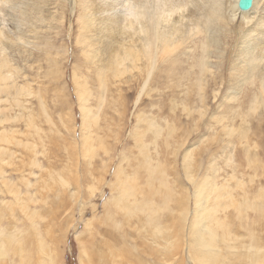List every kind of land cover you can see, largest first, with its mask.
Masks as SVG:
<instances>
[{"label": "bare ground", "instance_id": "1", "mask_svg": "<svg viewBox=\"0 0 264 264\" xmlns=\"http://www.w3.org/2000/svg\"><path fill=\"white\" fill-rule=\"evenodd\" d=\"M224 1L78 0L80 15L77 20L84 31L78 40L84 44V48H89L90 51L86 53L92 52V58L96 57L102 62L101 68L98 69L97 81H95L100 93L106 89L104 75L109 73L112 79H119L134 70L144 72L141 92L143 90L150 92L148 82L149 76H151L149 84L152 83L153 71L159 70L161 65L162 68L166 67L167 70H161L162 74L166 78L170 77L169 80L172 81V77L177 75L179 56L187 55L192 58L190 68L196 72H186L185 76L182 75L183 77L177 79V82L168 86V88H178L181 86L180 80L182 79L188 82L185 93L181 97L183 99L179 100L180 102L172 99L170 110H174L180 105L182 111L188 115L196 112L198 118H202L206 111L207 87L210 81L215 85L217 82L215 73L211 71L212 64L208 61L214 56L219 60L217 64H214L215 67H221L223 59L224 65L227 64L226 69L237 73L238 90H241L242 85L258 88V91L253 92L251 97L247 95L249 98L246 97L245 102L250 99L249 111L254 113L259 109V116H262V120H264V12L258 9L260 3L264 5V0H252L251 7L247 11L238 10V0H232L228 5V11H226ZM50 5L51 0H0V11H3L7 6L15 14L12 16V20L18 21L20 18L23 22H27L32 28L31 32L36 28L37 22L44 21L41 7ZM91 5L95 6V14L101 16L98 23L101 28L98 34H106L103 36L105 40L102 42L100 40L97 49L86 42L87 36H85L91 31V19L86 13ZM115 8H119V10L115 11ZM229 12L238 13L239 24L233 26L229 22ZM251 15H257L255 21H247L250 25L244 27V20ZM52 21L53 18L48 23ZM184 21H188L187 25H184ZM137 29L142 36L136 37ZM13 31H19L16 25L13 26ZM8 35L10 32L0 28V184H3L4 193L13 197L16 205H22L24 215L31 225L29 233L21 235L19 241L13 235L0 236L2 238L0 247L10 249L12 257L19 259L18 264H59L57 241L49 240L45 244V237L39 238L41 232L35 222L42 219L40 211L32 210V207L29 208V202L26 203L25 199L20 197L32 195L27 192L20 193L16 186L7 182L6 172L3 170L4 167L10 168L16 163L15 154L8 149L12 145L24 149L25 154H29L28 163H26V167L28 166L29 169V171L26 170L28 176L34 175L32 170L35 168L41 172L43 166L38 162L40 159L37 160L39 150L34 151L36 142L42 145L43 150L40 155L44 157V155H48L47 151L52 145V140H57L59 137L57 132L56 136H49L47 134L49 130L46 131L36 124L37 116L46 115L43 101L38 100L36 113H33L32 110L27 111L24 106V98L34 93L28 86L19 87L13 83L15 74L12 71L14 69H11L6 53L3 51L4 48L8 50L14 48L13 41H8ZM221 35L222 41L219 40ZM133 37H136L135 40ZM126 38H131V41L126 42ZM223 40L229 47V52L225 57L223 56L225 49L222 48L225 44ZM138 41L143 42V48ZM186 43L193 47L188 53L184 52ZM144 44L146 48H144ZM156 46H159L161 60H154L152 57ZM143 59L144 62H142ZM141 62L147 64L142 69L137 65ZM156 63L157 66H155ZM208 76L210 77L209 81H207ZM219 78L222 80L221 77ZM73 84L81 117L79 132L81 135L77 140L73 138L70 146L72 145V148L75 149L74 154H78L85 161L87 185L85 187L81 182L84 176L82 171L71 173L65 169L59 170L54 165L56 178L51 181L59 186V189L56 188L54 191V196H67L70 200H74L81 194L85 196L77 203L81 215L85 209L83 204L86 199H91L97 191L99 192L104 187L105 166L102 164L100 173L96 174L98 169L94 166L93 160L102 154L100 151L108 155L110 146L103 139L104 135L100 137L98 134L101 109L103 108L100 104L105 101V98L99 96V108L97 107L93 112L88 104L92 94L87 87V82L79 81L74 75ZM194 97L199 103L197 106L199 105L198 107L203 110H196V107L190 105ZM213 97L216 98V96ZM227 98L238 100V98L229 97V95ZM137 101L138 99L135 100V105L138 103ZM241 103L243 104L244 101ZM67 109L69 107L62 110ZM17 111L19 114H16ZM8 112L14 114L8 116ZM237 116L240 117L242 124H245V117H250L249 114H243V112H237ZM69 119L70 121H65L61 118L64 127L69 128V125L73 124L70 114ZM22 120L25 128L23 132L14 129L10 131L6 125L8 123L17 124ZM227 120L229 121L228 117ZM219 121L216 119V122ZM51 122L52 118L48 116L46 124L49 125ZM232 125L228 124L226 135L229 138L236 137V142L243 145V149L256 150L257 145L251 146L250 144L249 129L242 126L234 127V123ZM176 130L175 123L169 120L162 126L158 119L147 117L144 111L136 114L131 132L133 147L129 146L131 149L128 150L129 157L134 159L133 171L121 166L124 161L126 165L128 164V158L121 155V162L119 161L114 169L111 181L108 183L110 197L102 205V215L97 216L96 209L92 207V216L85 223L86 238L84 237L85 240L82 241V234L77 237L78 264H171V261L174 264H264V224L260 223V221H264V187H259L249 195L241 180L236 179L234 186L218 184L216 178L213 177L217 168L207 161L209 171L206 172V175H201V160L204 152L200 150L196 153L191 150L183 154L181 168L185 178L193 186L192 196H184L176 204L174 198L177 196H172V190L167 182L168 176L164 173L163 163L159 158V153L162 154V146L165 151L171 147ZM186 137L187 135L183 136L178 142V148L184 145ZM158 147L159 150L155 151ZM134 150L137 152L136 154H133ZM151 150L154 151L155 157H152ZM243 155L247 166L253 173L264 172V157L251 156L249 150H245ZM230 158L229 162H231ZM17 165L19 164L17 163ZM226 166L232 167V164L226 163ZM11 169L13 168L11 167ZM94 171L95 176L93 175ZM140 172L147 174V180L143 181L141 187H138ZM230 179L234 180L235 178L231 176ZM18 182L26 188L32 187L35 183L25 177H21ZM70 184L74 186L73 193H70L68 189ZM237 190L240 191V195L236 194ZM2 192L0 187V193ZM65 192L66 194H64ZM189 198L193 205L191 214ZM29 201L30 204L33 203L32 199ZM108 201L112 202L111 208L108 206ZM60 204L59 201L55 202L56 206ZM85 206L87 207V205ZM162 211L169 212L167 220H163ZM170 211L177 214L174 227L171 224L173 213ZM44 213L54 215L51 209ZM248 213L253 215L249 217ZM95 221H98L100 225L113 226L114 230L118 232V238L111 232L104 233V239H100V242L95 244L92 239L96 236L91 234ZM124 227H127L129 231L121 233ZM136 235L146 238L147 244L144 247L140 244L138 246L140 251L134 252L132 244H130L132 248L130 249L125 246V243L126 241L130 243ZM27 239L29 242L35 241L33 247L30 248V244L29 247H26ZM1 250L2 248H0V256H4ZM176 256L177 259H174Z\"/></svg>", "mask_w": 264, "mask_h": 264}, {"label": "rangeland", "instance_id": "2", "mask_svg": "<svg viewBox=\"0 0 264 264\" xmlns=\"http://www.w3.org/2000/svg\"><path fill=\"white\" fill-rule=\"evenodd\" d=\"M231 1L232 0L224 1L226 3V11H228V5L231 4ZM258 9L264 12V5L260 3ZM41 10L44 15V21L37 22L35 25L36 28L31 32L30 30L32 28L27 22H23L20 18L18 21L12 20V16L15 14L12 10L8 9L7 6L3 11H0V28L10 32V35L7 36L8 41H13L14 44L13 49L11 48L8 50L4 48L3 51L6 53L11 69H14L12 71L13 74H15L13 83L19 87L28 86L30 91L34 93L24 98L23 104L27 108V111L32 110L33 113H36L38 110V100L40 99L43 101L46 107V115L37 116L36 124L46 131L49 130L47 132L49 136H56L55 133L57 132V136L59 137H57V140H52V145L49 146V151H47L48 155H44V157L40 155L43 150L42 145L36 142L34 151H40L37 152V160L40 159L38 162L43 166V170H40L41 172L35 168L33 169L34 171L32 170L34 175L28 176L26 173L29 169L28 166L26 167V163H28L29 154H25L24 149L12 145H10L8 149L15 154L14 156L17 159L15 165L11 166L14 170L11 169V167H4L3 170L6 172L8 178L7 182L16 186L20 193L23 194L27 192L32 195H22L20 197L25 199L26 203L29 202V208L32 207V210L40 211L42 219L35 222L38 226V230L41 232L39 238L42 236L45 237V244H47L49 240L57 241L59 264H78L79 252L77 237L79 234H82V241L85 240V223L92 216V207L96 209L95 214L97 216L102 215V205L110 197L108 183L111 181V174L121 160V155L128 158V164L126 165L124 161L121 163V166L129 171H133L134 159L129 157L128 150L133 147L131 132L135 124V116L140 111H144L145 115L149 118L158 119V121L162 123V126L165 122H168V120L174 122L176 125L177 130L171 147L165 151L161 145L162 154L159 153L160 161L163 163L162 169L168 176L167 182L172 190V196H177L174 198L176 204L184 196H192L193 186L185 178L181 168L183 154L191 150H194L196 153L200 150L204 152L201 160V175H206V172L209 171L207 168V161L217 168V172H214L213 177L216 178L218 184H230V186H234L236 179L241 180L244 182L245 191L249 195L259 189V187H264V172L259 171L253 173L247 166L246 159L243 155L245 150H249V155L251 156L255 155L257 158L264 157V120H262V116H259V109L254 113L249 111L248 103L251 101L250 99L245 102V98L247 97L248 99L251 97L255 91H258V88H252L250 85H242L241 90H238V84L236 83L237 73H233L231 70L226 69L227 64L224 65L223 59L221 61V67L214 66L215 63L217 64V62H219L216 57L213 56L214 58L212 57L208 60L209 63L212 64L211 71L215 73L217 82L215 85L210 81L207 87L205 99L206 111L202 118H198L196 112L188 115L186 112L182 111L180 105L174 110H170V101L172 99L178 102L183 99L181 97L185 93L188 82L182 79L180 80V87L168 88V86L177 82V79L183 77L182 75L185 76L186 72H196H193L194 69L190 68L192 65V58H189L187 55H180V58L178 57L179 66L177 67V75L172 77V81L169 80L170 77L166 78L165 75L162 74V71L165 70L166 67L162 68L161 65L159 70L153 71L154 78L152 79V83L149 84L152 78L151 76H149L148 82L151 90L150 92L144 90L141 92L144 72L134 70L119 79H112L109 73L104 75L106 89L103 93H100L95 81H97L98 69L101 68L102 62L96 57L92 58V52L89 54L86 53L90 51L88 50L89 48H84V44L80 43L78 40V38L84 34L80 22L77 20L80 15L78 0H51V5L49 7H41ZM118 10L119 8H115V11ZM86 13L89 15V19H91V31L85 35L87 36L86 42L97 49L100 45V40L101 42L104 41L105 39L103 36L106 35L105 33L98 34L101 28V25L98 24L101 20V16L97 13L95 14L94 5H91ZM256 16L257 15H251L249 18H253L252 20L249 18L244 20V27L250 25L247 21H255ZM51 18H53V21L48 23ZM228 18L233 26L240 23L239 15L236 12H229ZM131 19L133 18L131 17ZM187 23L188 21H184V25H187ZM14 25H16L19 31H13ZM21 34H23V36H21ZM138 36H142L139 29L136 30V37ZM136 37H133V40H135ZM219 40L222 41V35L219 37ZM125 41L130 42L131 38H126ZM223 42L225 43L222 46V48L225 49L223 55L225 57L226 53L229 52V47H227L225 40H223ZM138 43L143 48V42L138 41ZM184 47L185 53L190 52L193 48L188 43H186ZM144 48H146L145 44ZM152 57L154 60H161L159 46H156L153 50ZM144 61L143 59L142 62ZM142 62L137 63L141 69L144 65H147ZM155 66H157V63ZM74 75H76L79 81L85 80L87 82V87L92 94L91 98L88 100V104L93 112H95V109H97L99 105V96L101 95L105 98V101L100 104L103 108H100L101 120L99 121L100 127L98 126V134L100 137L104 135L103 139L110 146L108 155L100 151L102 154L93 160L94 166L98 169L96 174L100 173L99 171L102 169V164L105 166L104 187L99 190V192L97 191L91 199H86L85 204H83V208L85 209L81 215L77 203L85 196H83V194L80 195L81 192L79 193L80 196H76L74 200H70L67 196H54L53 193H55L54 191L56 188L59 189V186L51 181L53 178H56V168L53 167L54 165L59 170L65 169L71 173L74 171H82L84 176L81 182L85 187L87 185L86 181L88 177L85 175V161L80 158L78 154H74L75 149L72 148V145L70 146L72 139L74 138L77 140L81 135V133H79L81 128V117L77 102L78 99L76 100L77 96L74 92ZM219 77H221L223 81L220 80ZM209 80L210 77L208 76L207 81ZM228 95L229 97L238 98V100L226 99ZM213 96H216V98ZM136 99H138V103L135 105ZM242 100L244 101L243 104L241 103L243 102ZM197 104L199 103L196 102L194 97L190 105H193L196 107V110H198L200 107H198L199 105L197 106ZM123 105L125 106L124 108ZM242 106L245 107L243 108ZM67 107H69V109L65 111L62 110ZM237 112L250 115L248 118L245 117V124L241 123L240 117L237 116ZM12 113L8 112V116L12 115ZM16 114H19L18 111ZM69 114L71 115V119H73V124L71 126L69 125L68 128L62 125L61 118L65 121H70ZM48 116L52 118V122L49 124L50 126L46 124ZM216 119L220 121L216 122ZM233 123L234 127L242 126L249 129L250 144L251 146L256 144V150L252 148L243 149V145L236 142V137L229 138L228 135H226L228 124L233 126ZM6 125L10 128V131L14 129L15 131L18 130L19 132H23L25 130L23 120L18 121L17 124L8 123ZM185 135H187V137L184 145L178 148V142ZM17 138L19 137L17 136ZM210 139H213V141H210ZM158 144L160 146V142ZM157 150H159V147L155 149V151ZM136 153L137 152L134 150L133 154ZM150 153L152 157H155L153 150H151ZM229 158L231 162H229ZM17 163L19 165H17ZM226 163H231L232 167L226 166ZM63 165L65 166L64 168ZM128 170L127 172L129 173ZM96 174L94 171L93 175L95 176ZM231 176H234L235 179L231 180ZM21 177L30 179L32 183L35 182L33 185L34 187L26 188L23 184L18 182ZM250 178H252V181H250ZM146 180L147 174L140 172L138 175V182L140 181V185L138 184V187H141L143 181L146 182ZM45 183L47 185H44ZM52 184L54 185L52 186ZM0 185L3 191L0 193V236L13 235L19 241L21 235H27L29 233L31 222L24 215L22 205H16L13 201V197L4 193L3 184ZM41 186L42 188H40ZM68 189L70 193H73L74 186L70 184ZM64 194H66V192ZM236 194L240 195V191L237 190ZM30 199L33 200L31 204L29 201ZM57 201L61 203L58 206L55 205ZM188 201L190 203V198ZM85 205H87V207ZM108 206L111 208L112 202L108 201ZM48 209H51L54 213V215L50 213V215L53 216L52 218L50 215L44 213L48 211ZM189 209H191V214L193 209L191 203ZM170 212L173 213L171 224L174 227L177 214H175L174 211ZM168 213V211H162L163 220H167ZM252 215L250 213L247 214L249 217ZM260 223L264 224V221H260ZM128 231L129 229L124 227L121 233ZM108 232H111L118 238V232L114 230L113 226L109 224L105 226L100 225L98 221H95L92 226L91 234H94L96 238H93L92 241L98 244L100 239H104V233ZM1 240L2 238H0V242ZM34 243V240L33 242H29L28 239L27 242L25 241L26 247L31 245L30 248L34 246ZM130 244L133 246V251L137 252L140 251L138 247L140 244L142 247L147 244V239L136 235L130 243L126 241L125 246L132 249ZM0 248H2L1 252L4 254V256H0V264L19 263L18 258L12 257V251L10 249ZM174 259H177V256ZM171 262V264H174L173 261Z\"/></svg>", "mask_w": 264, "mask_h": 264}, {"label": "water", "instance_id": "3", "mask_svg": "<svg viewBox=\"0 0 264 264\" xmlns=\"http://www.w3.org/2000/svg\"><path fill=\"white\" fill-rule=\"evenodd\" d=\"M252 0H238L237 8L241 11H247L250 9Z\"/></svg>", "mask_w": 264, "mask_h": 264}]
</instances>
